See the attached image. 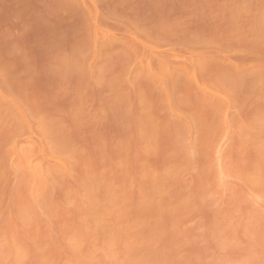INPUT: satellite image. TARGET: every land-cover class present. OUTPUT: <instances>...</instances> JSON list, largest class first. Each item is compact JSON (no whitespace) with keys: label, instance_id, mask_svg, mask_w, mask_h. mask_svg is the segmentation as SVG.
<instances>
[{"label":"rangeland","instance_id":"1","mask_svg":"<svg viewBox=\"0 0 264 264\" xmlns=\"http://www.w3.org/2000/svg\"><path fill=\"white\" fill-rule=\"evenodd\" d=\"M0 264H264V0H0Z\"/></svg>","mask_w":264,"mask_h":264}]
</instances>
